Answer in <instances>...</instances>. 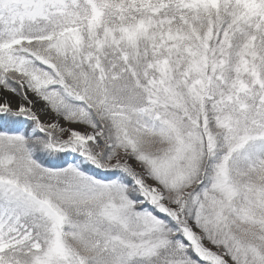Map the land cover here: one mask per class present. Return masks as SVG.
<instances>
[{"label": "snow or ice", "instance_id": "snow-or-ice-1", "mask_svg": "<svg viewBox=\"0 0 264 264\" xmlns=\"http://www.w3.org/2000/svg\"><path fill=\"white\" fill-rule=\"evenodd\" d=\"M0 264H264V0H0Z\"/></svg>", "mask_w": 264, "mask_h": 264}]
</instances>
